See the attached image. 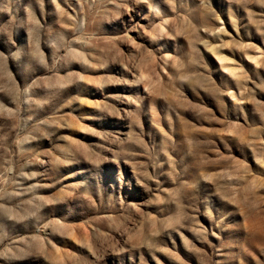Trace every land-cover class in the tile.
I'll return each mask as SVG.
<instances>
[{"label": "rangeland", "instance_id": "rangeland-1", "mask_svg": "<svg viewBox=\"0 0 264 264\" xmlns=\"http://www.w3.org/2000/svg\"><path fill=\"white\" fill-rule=\"evenodd\" d=\"M0 264H264V0H0Z\"/></svg>", "mask_w": 264, "mask_h": 264}]
</instances>
